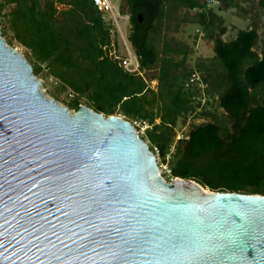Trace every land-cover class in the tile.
I'll return each mask as SVG.
<instances>
[{"label":"water","instance_id":"95a60500","mask_svg":"<svg viewBox=\"0 0 264 264\" xmlns=\"http://www.w3.org/2000/svg\"><path fill=\"white\" fill-rule=\"evenodd\" d=\"M0 264H264V196L166 181L129 121L47 99L0 37Z\"/></svg>","mask_w":264,"mask_h":264},{"label":"trees","instance_id":"16d2710c","mask_svg":"<svg viewBox=\"0 0 264 264\" xmlns=\"http://www.w3.org/2000/svg\"><path fill=\"white\" fill-rule=\"evenodd\" d=\"M215 1L217 8L205 0H121L143 77L104 56L109 25L91 0H0V37L22 48L35 77L57 80V91L71 96L68 110L84 105L132 125L147 123L142 138L169 165L166 181L264 196V42L259 55L252 50L258 39L254 22L223 41L227 28L217 13L236 9L247 19L255 7L264 10V0ZM187 25L198 26L213 44L212 58L189 64L192 46L175 37ZM194 72L206 86L203 92L185 87ZM146 77L156 81L154 89ZM195 114L204 122L175 142L179 119Z\"/></svg>","mask_w":264,"mask_h":264},{"label":"rangeland","instance_id":"374dc122","mask_svg":"<svg viewBox=\"0 0 264 264\" xmlns=\"http://www.w3.org/2000/svg\"><path fill=\"white\" fill-rule=\"evenodd\" d=\"M259 1V0H258ZM257 1V3H258ZM241 7L243 9L249 7L248 5L241 4ZM219 15H221L224 19V25L227 28V31L221 36V39L223 41H230L234 39L237 35V33L240 30H246L249 29L250 23L254 22L257 26V44L252 49L255 51L258 55L260 54L262 44L264 42V10L260 9L258 7H255L252 10V13L247 16V19H243L238 16V13L242 14V11H238L236 9H229L226 11H218ZM175 37H177L180 40L185 41L189 45L192 46L193 53L189 57V64L193 65L196 59H210L214 56L213 53V44L206 39H204L203 34L200 30V28L196 25H187L182 27L177 34H175ZM5 40V39H3ZM7 40V39H6ZM13 49H16L18 53H20L22 56L24 54V51L22 48L18 47L17 45H12ZM42 75V74H41ZM36 79L40 82V90L44 97L47 99H57L58 104L61 106L66 107L67 103L70 101L71 96H69L66 92H58V82L52 77H46L38 76ZM147 83L150 84L149 78L146 77ZM206 98L201 100V105L204 104ZM213 107L216 106V104L209 100ZM211 106L208 105V108ZM71 114L74 113V111L69 110ZM204 119L201 117H198L195 115L187 116L185 118L179 119L175 129H174V141L177 142L178 138L184 139L187 137L188 133L192 129L194 125L203 123ZM139 135L143 136L145 129L142 126H137L135 123L133 125ZM169 157L166 158V161H168ZM157 164L159 166L160 173L165 178L169 177V165L167 162L163 163L160 159H157Z\"/></svg>","mask_w":264,"mask_h":264},{"label":"built area","instance_id":"2783aa9c","mask_svg":"<svg viewBox=\"0 0 264 264\" xmlns=\"http://www.w3.org/2000/svg\"><path fill=\"white\" fill-rule=\"evenodd\" d=\"M91 1L97 11L101 14L102 19L109 25L110 42L102 48L104 56L109 60L116 62L118 66L127 73L143 77V72L139 67L137 54L129 40V15L122 13L120 10L121 0ZM205 2L208 8H217L219 6L218 1L215 0H205ZM147 84L151 89H154L157 83L153 80L150 81V84ZM192 86H196V88L202 92L206 88L197 72H194L185 84L186 88H190ZM136 124L137 126H142L145 130L150 128V126L145 122H137ZM177 140H181V138H178ZM154 150L156 151V149ZM168 172L170 174V171ZM161 176L163 177L162 174Z\"/></svg>","mask_w":264,"mask_h":264}]
</instances>
